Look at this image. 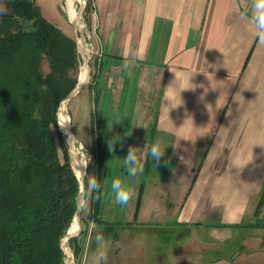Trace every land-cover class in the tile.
Segmentation results:
<instances>
[{
	"label": "crops",
	"instance_id": "obj_1",
	"mask_svg": "<svg viewBox=\"0 0 264 264\" xmlns=\"http://www.w3.org/2000/svg\"><path fill=\"white\" fill-rule=\"evenodd\" d=\"M89 2L97 57L77 110L84 144L103 151L102 213L119 206V176L135 192L132 228L157 214L164 234L187 239L160 263L264 264V44L250 0ZM156 142L166 148L155 168ZM130 147H145L136 179L123 166Z\"/></svg>",
	"mask_w": 264,
	"mask_h": 264
},
{
	"label": "trees",
	"instance_id": "obj_2",
	"mask_svg": "<svg viewBox=\"0 0 264 264\" xmlns=\"http://www.w3.org/2000/svg\"><path fill=\"white\" fill-rule=\"evenodd\" d=\"M8 3L10 14L0 15V264H63L79 183L57 112L77 85V44L34 1ZM92 154L101 182L103 151ZM97 196L87 220L100 226L102 186Z\"/></svg>",
	"mask_w": 264,
	"mask_h": 264
},
{
	"label": "rangeland",
	"instance_id": "obj_3",
	"mask_svg": "<svg viewBox=\"0 0 264 264\" xmlns=\"http://www.w3.org/2000/svg\"><path fill=\"white\" fill-rule=\"evenodd\" d=\"M7 1L8 0H0L1 16L10 14V9ZM32 1H34L35 4L39 7L43 17L48 22L52 23L55 26L57 25L56 27H58L66 36L71 37L76 41L77 53L79 58L77 76L78 83L79 76L81 75L80 73L82 72L81 69L83 70L84 67H87L88 70V67L90 68V71L88 72L87 82L83 84L80 90L70 100H64L62 103L65 104L63 106L60 105L57 112V124L63 136V140L68 147L71 166L72 157L69 145L67 143V137L61 130V124H59L61 121L59 119H61V117L63 116L68 118V126H70L73 134L72 138L74 140V143H76L74 145L78 149V152L83 155L85 160L83 169L84 195L82 197L81 194V206L79 210V231L74 236L66 238L69 235L67 234V232L61 240L63 264H159V260H162V256L167 257V255H169V253H171L175 248L184 246V243L187 241V239H176L175 234H164L159 229V227H161L160 225H158L160 218L157 214L146 216L142 215V218L140 217V221L147 222L148 224L132 228L131 226L134 225L133 219L135 217V196L133 200L128 203V205L123 207H121L120 205L117 206L115 208L114 214H108L106 212L107 209L103 211L102 220L108 223H112V226L110 227L111 232H109L108 235H103L104 238L101 243H97L95 234L97 232H102V229H99L98 226L89 223L87 220V213L93 193V191H91L88 187V182L93 175L95 177L97 175L95 168L96 162L92 154V147L89 146V144H84V138L81 133V131L86 128V122L77 110L78 104L84 101L86 90H88V86L90 85V82L92 80L93 69L95 67V59L97 57V55L95 54L94 40L91 37V34L88 32L87 25L85 23L86 15L84 10L87 5V0H82L83 3L79 1L72 2L69 0ZM70 9L72 11H75L74 14H76L78 17L76 23H74L70 19ZM88 14L89 12L87 13V15ZM79 41L80 43H78ZM89 107L91 110L90 103ZM89 121L91 123L92 119H90ZM142 179L146 181V177L143 178L142 176ZM141 182H143V180L138 182V188ZM78 183L79 192L81 193L80 182ZM170 219L171 218L168 216L167 220ZM122 226H124L123 228L128 230L129 233H126L125 229H121ZM128 234H131L132 236H128ZM197 248L200 249L197 250L196 253V257L199 258V254H201L203 247L197 246ZM101 257H106V259H100ZM196 264H199V261H196Z\"/></svg>",
	"mask_w": 264,
	"mask_h": 264
},
{
	"label": "clouds",
	"instance_id": "obj_4",
	"mask_svg": "<svg viewBox=\"0 0 264 264\" xmlns=\"http://www.w3.org/2000/svg\"><path fill=\"white\" fill-rule=\"evenodd\" d=\"M245 15L247 16L249 23L254 28L256 41L260 44H264V0H250V9L245 13ZM112 145L113 141H109V151L112 150ZM145 147L143 149L130 147L127 156L122 159L123 166L127 173V178L136 179L143 173ZM165 148L166 147H162L159 142L153 143L151 146L147 147V155L155 162L153 164L155 168L164 157ZM101 186V182L98 181L94 175L89 179L88 187L91 191L98 193L97 198H99V194L101 193ZM110 190L114 196L115 203L121 207L128 205L135 194L133 187L128 183L127 179H121L119 176H115L111 179ZM103 238L102 233L96 234L95 239L98 244L103 241ZM100 259H106V257H101Z\"/></svg>",
	"mask_w": 264,
	"mask_h": 264
},
{
	"label": "bare ground",
	"instance_id": "obj_5",
	"mask_svg": "<svg viewBox=\"0 0 264 264\" xmlns=\"http://www.w3.org/2000/svg\"><path fill=\"white\" fill-rule=\"evenodd\" d=\"M69 1H72V2L73 1H79V2L83 3L82 0H69ZM74 12L75 11H72L70 9L69 10V15H70V19L74 23H76L78 17H77L76 14H74ZM78 43H80V41ZM86 64H87V61H86ZM81 71L82 72L80 73L81 75L79 76V83L78 84L83 86V84H85L87 82V80H88V70H87V67H84L83 70L81 69ZM64 104L65 103H62L61 106H63ZM59 120H61L60 123H59V124H61V130L63 131L64 135L67 137V143L69 145L70 152H71V157H72V167L74 169V173H75L76 177L78 178V180L80 182L81 194H82V197H83V195H84V191H83V187H84V182H83L84 181V176L81 174V171L84 169L85 160H84L83 155L78 152V149L74 145L76 143H74V140L72 138V135L69 132L68 118L65 117V116H63ZM78 231H79V212L74 217L73 222L71 223V225H70V227H69V229L67 231L68 232L67 234H69V235L66 238H68L70 236H74L75 234H77Z\"/></svg>",
	"mask_w": 264,
	"mask_h": 264
},
{
	"label": "water",
	"instance_id": "obj_6",
	"mask_svg": "<svg viewBox=\"0 0 264 264\" xmlns=\"http://www.w3.org/2000/svg\"><path fill=\"white\" fill-rule=\"evenodd\" d=\"M8 3V1H7ZM8 6H9V3H8ZM4 16V15H3ZM90 71V68L88 67V72ZM82 87V85H79L78 82H77V85L75 87V89L70 93V95L65 99L66 101L67 100H70L79 90L80 88ZM62 104V102H61ZM60 104V105H61ZM69 132L71 133V135L73 136L72 134V131L70 129V126H69ZM81 174L84 176V170L81 171ZM77 178V177H76ZM78 180V178H77ZM79 182V181H78ZM81 204V193L79 192L78 196H77V199H76V213H75V216L78 214L79 212V209H80V205Z\"/></svg>",
	"mask_w": 264,
	"mask_h": 264
}]
</instances>
